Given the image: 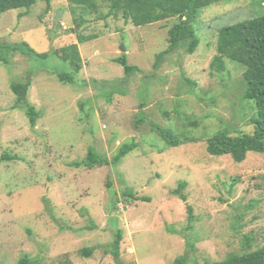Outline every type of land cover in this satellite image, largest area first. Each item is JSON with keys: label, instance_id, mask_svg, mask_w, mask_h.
Listing matches in <instances>:
<instances>
[{"label": "rangeland", "instance_id": "374dc122", "mask_svg": "<svg viewBox=\"0 0 264 264\" xmlns=\"http://www.w3.org/2000/svg\"><path fill=\"white\" fill-rule=\"evenodd\" d=\"M97 3L90 10L71 0H36L0 14V46L27 42L45 52L77 43L81 57L73 73L71 63L56 56L0 49L6 56L0 62V155L24 157L0 163V264L24 255L36 264H115L118 230L124 264H174L181 255L194 264L264 246V154L250 151L236 163L230 155L209 154L203 140L165 147L155 133L145 135L149 123L134 125L138 113L159 121L166 108L175 114L160 124L180 136L223 127L232 135L251 133L252 101L231 89L243 69L227 59L220 73L210 61L219 31L264 15V0H223L200 9L191 19L197 49L189 54L182 46L159 60L172 19L167 27L134 26L110 12L112 0ZM79 34L95 37L79 43ZM121 54L139 71L127 77L114 61ZM49 68L75 79L61 82ZM28 76V101L40 111L34 126L10 88ZM186 116L197 126L185 129ZM131 137L139 144L117 166L69 164L90 147L111 158ZM154 137V144L144 141ZM181 180L187 201L173 193ZM125 190L149 200H133ZM83 249L92 252L87 257Z\"/></svg>", "mask_w": 264, "mask_h": 264}, {"label": "trees", "instance_id": "16d2710c", "mask_svg": "<svg viewBox=\"0 0 264 264\" xmlns=\"http://www.w3.org/2000/svg\"><path fill=\"white\" fill-rule=\"evenodd\" d=\"M74 4L83 5V8L96 10L98 7L97 0H71ZM223 0H112L110 12L117 14L121 12L123 17L131 22L134 26L148 25L151 23L162 22L165 27L172 19V23L167 28V48L157 54V60L174 52L184 46L185 51L192 54L199 45V39L195 35L194 28L191 24L192 16L200 9L213 3H220ZM36 0H0V14L18 8H28L34 4ZM50 0H46L49 4ZM95 35H78V42L82 43L89 39H93ZM216 53L210 61V68L217 72H224L228 69L227 59L238 63L243 69L241 83H233L231 89L233 91H241L244 100L252 101L250 109L251 115L248 123L254 126L251 133L240 132L238 135H232L227 127L220 128L216 133H208L204 130L201 136L197 137L187 135H178L173 129L162 126L160 123L169 116H174L169 109L161 108V119L152 121L148 119L142 112L135 116V127L143 122L149 123L150 132L145 135L155 133L164 143L165 147L179 146L186 142L205 141L206 149L209 154L215 156L230 155L236 163L245 160L247 153L250 151L264 154V15L255 16L242 22L227 25L223 27L218 34L215 44ZM6 48L7 51H18L21 54L34 56L35 58L46 59L56 56L62 60L69 61L73 66V73L77 72L81 67V57L79 54L77 43H70L58 48H51L45 52H37L31 48L27 42L15 43L13 45L3 44L0 49ZM120 64L129 77L133 72H138L139 68L130 64L125 54L114 59ZM0 62L6 63V56L0 51ZM53 74L61 82L72 83L75 79L72 72H56L49 68ZM30 77L26 81L12 82L10 88L16 96L17 104L24 107V111L28 117L31 126H34L40 117V111L28 101V90L31 85ZM190 84L192 82L190 81ZM241 86V87H238ZM108 94L111 91H107ZM140 106H144L141 103ZM180 115V112L176 111ZM183 127L187 129L189 126H197L195 122L189 121L190 117L186 116ZM186 120V121H185ZM193 124V125H192ZM214 133V134H213ZM213 134V135H211ZM211 135V136H210ZM145 142L154 144L157 139H144ZM138 142L134 137L123 141L114 155L108 158L106 155L97 152L90 147L84 158L71 161L69 164L74 167L83 166L92 169L95 166L112 165L117 166L122 162L126 155L132 152ZM162 152V150L159 149ZM20 159L24 157L2 153L0 155V163ZM187 185L186 180L178 182L173 193L181 200L187 201L188 195L184 192ZM124 196L133 200L147 201V197L136 196L131 190L122 192ZM188 219L192 218L193 207L186 204ZM122 234L118 230L116 237L112 243V254L115 257V264H124L120 259L119 246ZM249 246L250 243L246 242ZM92 249H83V254L89 256ZM15 264H36L28 255L19 258ZM174 264H188L184 255L177 257ZM194 264H264V246L243 253H228L221 260H204Z\"/></svg>", "mask_w": 264, "mask_h": 264}, {"label": "water", "instance_id": "95a60500", "mask_svg": "<svg viewBox=\"0 0 264 264\" xmlns=\"http://www.w3.org/2000/svg\"><path fill=\"white\" fill-rule=\"evenodd\" d=\"M61 12H62V10L61 9H58V11L56 12V16H55L56 19L60 16ZM120 49L121 50H124V45L123 44H121Z\"/></svg>", "mask_w": 264, "mask_h": 264}]
</instances>
